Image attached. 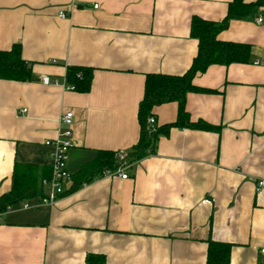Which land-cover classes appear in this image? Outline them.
Segmentation results:
<instances>
[{"label": "crops", "instance_id": "0c3cea01", "mask_svg": "<svg viewBox=\"0 0 264 264\" xmlns=\"http://www.w3.org/2000/svg\"><path fill=\"white\" fill-rule=\"evenodd\" d=\"M232 1L0 0V49L20 44L33 70L28 81L0 79V195L12 188L16 162L39 166L40 176L51 166L46 142L62 130L77 142L72 174L99 150H131L147 74L185 73L198 49L192 18L222 21ZM259 17L264 3L219 34L249 44L250 60L210 65L193 80L210 91L187 95L191 120L215 128L175 126L127 178L106 169L52 204L39 196L0 213V264H86L98 252L106 264H206L209 239L232 244L230 264H264ZM71 65L93 69L89 91L66 88ZM177 110L176 102L156 106L157 124L175 121ZM68 111L70 125L61 122Z\"/></svg>", "mask_w": 264, "mask_h": 264}, {"label": "trees", "instance_id": "16d2710c", "mask_svg": "<svg viewBox=\"0 0 264 264\" xmlns=\"http://www.w3.org/2000/svg\"><path fill=\"white\" fill-rule=\"evenodd\" d=\"M264 0L248 2L247 0H233L229 4L227 15L222 21H212L199 16L191 20V36L198 41L197 53L189 69L179 75L165 73H149L145 80L144 96L139 104L138 119L140 123V137L134 147L127 151L128 157L120 160L115 151L99 150L97 156L84 163L78 171L71 174L72 185L66 190L72 191L84 182H91L104 170H117L123 162L132 164L156 150L157 142L163 135L169 133L175 126H187L198 129H213L212 125L204 121H192L187 110V95L195 91H210L194 84L193 80L199 72L205 71L212 64L244 63L250 60L251 46L222 40L220 32L228 26L230 20L243 18L251 13L254 7L263 4ZM32 62L22 56L20 44H14L10 49H0V79L28 81L32 78ZM93 69L86 66L71 65L66 72V85L79 92H87L91 88ZM176 102L178 105L177 119L158 125L154 108L158 105ZM155 118V124L149 123V118ZM40 167L34 164L15 163L13 183L9 192L0 195V213L8 211L13 205L28 199L44 197L43 179L52 175V167H45L40 176ZM41 178V179H40ZM65 192V193H66ZM232 244L213 239L208 240L206 264H230ZM104 254L89 253L86 264H106Z\"/></svg>", "mask_w": 264, "mask_h": 264}, {"label": "built area", "instance_id": "2783aa9c", "mask_svg": "<svg viewBox=\"0 0 264 264\" xmlns=\"http://www.w3.org/2000/svg\"><path fill=\"white\" fill-rule=\"evenodd\" d=\"M97 7V5H95ZM61 17H66L65 13H60ZM264 19L262 17H259L257 19L258 23H261ZM43 81L45 83L49 82L48 77H44ZM66 88L71 89L69 85H65ZM26 111V110H23ZM74 112L68 111L66 112L62 118L61 122L66 125H70L73 121V114ZM149 123L154 126L155 124V118L150 117ZM46 144L53 146L54 150L52 152V175L49 179H43L42 184L45 188V195L42 197L43 203L52 204L56 202V200L63 195L66 190L68 189V185L72 183V176L71 172L68 169V158L69 157V151L77 144L76 140L74 139L72 132L69 129L62 130L58 137L48 140ZM116 156L120 160H125L128 157V152L126 150H119L116 152ZM130 164H127V162H123L120 167L117 168V170H114L113 172L117 175L121 176L122 178H127L128 173L125 171ZM110 174V173H109ZM256 194L258 195V199H262L263 197V191H264V179H259L256 185ZM26 205V204H25ZM261 253L264 255V248L261 249Z\"/></svg>", "mask_w": 264, "mask_h": 264}]
</instances>
